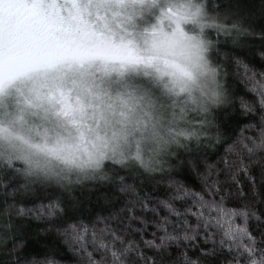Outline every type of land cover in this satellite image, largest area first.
Here are the masks:
<instances>
[{
	"label": "clouds",
	"instance_id": "9594fccd",
	"mask_svg": "<svg viewBox=\"0 0 264 264\" xmlns=\"http://www.w3.org/2000/svg\"><path fill=\"white\" fill-rule=\"evenodd\" d=\"M215 4L0 0V169L75 188L159 167L220 107L216 34L244 39Z\"/></svg>",
	"mask_w": 264,
	"mask_h": 264
},
{
	"label": "snow or ice",
	"instance_id": "6c2138e0",
	"mask_svg": "<svg viewBox=\"0 0 264 264\" xmlns=\"http://www.w3.org/2000/svg\"><path fill=\"white\" fill-rule=\"evenodd\" d=\"M214 8L242 21L241 43L259 42L264 64V27L224 0ZM259 10L264 17V0ZM216 40L220 107L196 117L197 134L159 167L111 166L75 188L0 169V264H264V68ZM230 76L248 99L237 103ZM222 112L244 126L226 136ZM33 239L43 247L30 248Z\"/></svg>",
	"mask_w": 264,
	"mask_h": 264
},
{
	"label": "trees",
	"instance_id": "16d2710c",
	"mask_svg": "<svg viewBox=\"0 0 264 264\" xmlns=\"http://www.w3.org/2000/svg\"><path fill=\"white\" fill-rule=\"evenodd\" d=\"M229 5H237L239 8L246 9L250 13V20L254 27L257 29L264 27V17L260 14V0H226ZM259 42L249 41L247 43H242L240 47L232 48L231 44L224 45L223 47L232 51L233 55L238 56L241 60H244L246 63H251L257 71L264 68V64L260 61L259 55L255 53L256 49L259 48ZM229 86L231 92L235 95L237 103L241 97L248 99L250 93L246 91L243 85L240 83L239 79L234 76L229 77ZM224 127L226 128L225 135L230 136L233 131L243 127L244 125H238V121L243 119L242 117H237L233 113H221ZM229 116L232 119H229ZM223 151V145H217L215 148L208 150V155L210 159L216 158L217 152ZM194 179V178H193ZM43 246L35 241L30 244V248L41 249ZM66 264V262H65Z\"/></svg>",
	"mask_w": 264,
	"mask_h": 264
}]
</instances>
